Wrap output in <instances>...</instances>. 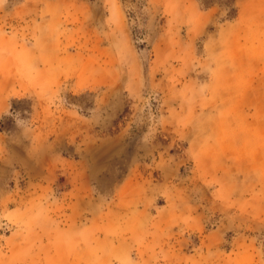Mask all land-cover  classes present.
I'll use <instances>...</instances> for the list:
<instances>
[{"label": "rangeland", "instance_id": "obj_1", "mask_svg": "<svg viewBox=\"0 0 264 264\" xmlns=\"http://www.w3.org/2000/svg\"><path fill=\"white\" fill-rule=\"evenodd\" d=\"M0 264H264V0H0Z\"/></svg>", "mask_w": 264, "mask_h": 264}]
</instances>
